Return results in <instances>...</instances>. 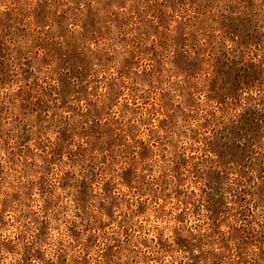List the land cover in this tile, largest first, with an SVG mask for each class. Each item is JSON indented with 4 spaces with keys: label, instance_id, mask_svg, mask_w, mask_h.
<instances>
[{
    "label": "rangeland",
    "instance_id": "374dc122",
    "mask_svg": "<svg viewBox=\"0 0 264 264\" xmlns=\"http://www.w3.org/2000/svg\"><path fill=\"white\" fill-rule=\"evenodd\" d=\"M0 264H264V0H0Z\"/></svg>",
    "mask_w": 264,
    "mask_h": 264
},
{
    "label": "clouds",
    "instance_id": "9594fccd",
    "mask_svg": "<svg viewBox=\"0 0 264 264\" xmlns=\"http://www.w3.org/2000/svg\"><path fill=\"white\" fill-rule=\"evenodd\" d=\"M52 236L55 237V233H53Z\"/></svg>",
    "mask_w": 264,
    "mask_h": 264
}]
</instances>
